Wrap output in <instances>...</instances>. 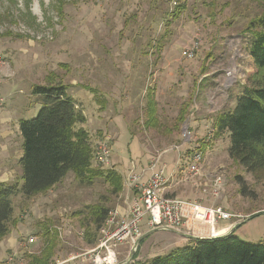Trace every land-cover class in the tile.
Masks as SVG:
<instances>
[{"label":"rangeland","instance_id":"1","mask_svg":"<svg viewBox=\"0 0 264 264\" xmlns=\"http://www.w3.org/2000/svg\"><path fill=\"white\" fill-rule=\"evenodd\" d=\"M262 2L0 0V98L3 100L0 114L12 117L11 123L6 118L4 127L9 133L1 139L9 149L7 167L12 169V164L15 169V150L21 143L20 136L19 140L16 137L14 120L18 131L19 119L33 118L41 106L39 99L31 94L33 85L56 82L67 85V92L82 105L88 117L86 129L90 137L110 134L109 147L112 161L116 162L113 161V167L127 164L126 169L135 143L143 157L162 154L165 150L172 153L173 147L181 143L182 124L175 129V117L180 106L190 102L185 122L196 142L184 144L179 151L175 150L178 153L173 152L177 159L175 181H181L180 190L196 197L211 176L221 174L220 198L211 199L207 187L203 194L207 198L205 205L215 203L245 216L244 219L248 217L247 221H240L233 235L242 241L263 243L264 177L254 179L233 162L227 153V133L215 137L213 126L218 113L234 107L235 95L255 71L248 54L250 34L246 28L251 19L261 14ZM178 3L184 5V10L167 27L164 47L158 53L152 47L153 41L163 34L170 18L168 13ZM196 39L200 41L198 50L192 58H185L182 50ZM230 71L232 77L227 74ZM147 87L155 88L159 120L156 128H146L143 124ZM91 88L98 89L106 98L105 112H99L97 95L94 96ZM236 89L240 90L236 92ZM113 118L116 121L111 123ZM202 138L208 142L204 150L199 148L203 155L201 171L207 176L202 179L194 176L187 180L189 186L184 187L190 153L187 147L199 145ZM121 166L115 170L122 176L126 169ZM18 180L13 170L12 178L6 182ZM243 184L246 188L242 194ZM129 191L135 194L133 189ZM123 192L113 194L102 179L81 183L69 172L46 193L29 198L14 195L9 232L0 240V264H26L27 253H38L42 247L38 222L42 221L59 235L51 264L82 263L97 241L89 244L84 239L75 212L94 203L114 211L122 203ZM171 231L155 230L144 237L133 254L136 256L132 257L139 262L134 263L145 264L155 254L167 255L178 247L179 244L173 243L175 236ZM29 237L34 242L27 243ZM132 252L133 248L118 246V263L127 255L131 257Z\"/></svg>","mask_w":264,"mask_h":264},{"label":"trees","instance_id":"2","mask_svg":"<svg viewBox=\"0 0 264 264\" xmlns=\"http://www.w3.org/2000/svg\"><path fill=\"white\" fill-rule=\"evenodd\" d=\"M183 7L178 3L168 13L170 18L165 23L163 34L153 41L152 47L156 52L162 51L163 41L168 35L167 27L180 16ZM246 31L250 34L247 49L255 71L235 95L234 107L218 113L213 126L215 137L227 133L229 158L258 179L264 177V8L261 14L249 21ZM91 90L103 109L106 100L97 89ZM31 94L39 99L41 106L33 118H20L18 121L21 176L18 181L0 182V240L9 232L13 214L11 198L14 195L29 198L46 193L69 172L81 183L91 184L102 179L113 194L123 190L122 176L115 169L94 164L90 133L83 126L86 117L81 109L75 107L78 103L67 92V85L61 82L36 84L32 86ZM189 104L180 106L175 117V129H179L186 120ZM158 123L155 88L147 87L143 124L146 128H156ZM204 138L199 140V145L194 143L188 147L189 152L196 145L204 150L208 145ZM245 188L243 184L240 192L244 193ZM83 208L75 215L83 229L84 239L94 244L111 209L101 203ZM38 223L42 247L38 253H27L26 264H51L59 235L44 221ZM145 264H264V242L242 241L232 232L224 236L195 238L167 255L151 257Z\"/></svg>","mask_w":264,"mask_h":264},{"label":"built area","instance_id":"3","mask_svg":"<svg viewBox=\"0 0 264 264\" xmlns=\"http://www.w3.org/2000/svg\"><path fill=\"white\" fill-rule=\"evenodd\" d=\"M199 46L200 41L196 39L184 47L181 53L185 58H192ZM227 74L232 77L233 71ZM2 104L3 100L0 98V107ZM180 137L181 143L174 146L173 150L179 151L184 144L194 141L187 121H184L181 126ZM91 140L94 164L110 168L109 137H92ZM159 157L158 154L150 158L152 172L145 182L141 181L140 174L135 172L134 164H132V168L124 176V187L128 191L136 189L137 195L128 207L126 215L116 222L115 212H109L108 218L99 230L96 246L87 253L90 256L82 259L80 264H119L116 257L117 247L129 243L131 249L136 239L142 235L141 226L144 221L148 230L180 231L184 224H195L198 225L196 228L193 226L195 232L204 237L214 235L212 231L216 229V224L220 220H232L231 222L234 224L245 218V216L229 212L215 203L204 205L198 200L165 196L163 191L172 174L158 166ZM202 161V152L196 145L187 157L185 179H192L194 176L200 175ZM222 180L221 174L211 176L209 181L204 183L202 191L207 192V187H209L210 195L216 199L220 198L223 191ZM32 242H34V238L29 237L27 243ZM56 264H63V261H57Z\"/></svg>","mask_w":264,"mask_h":264},{"label":"crops","instance_id":"4","mask_svg":"<svg viewBox=\"0 0 264 264\" xmlns=\"http://www.w3.org/2000/svg\"><path fill=\"white\" fill-rule=\"evenodd\" d=\"M251 61H252V59H251ZM228 88L229 87H227V90H228ZM236 90L235 91L238 92L240 89L239 90L236 89ZM97 91H98V89H97ZM98 94L99 95H103L99 91H98ZM104 99L106 100L105 97H104ZM76 102L78 103V101H76ZM95 102L98 105L99 112H105V110H106L105 109L106 103H105V106L102 109V107H101L102 105L100 106V104L97 101H95ZM106 102H107V100H106ZM75 107L77 109H81L82 113L86 117V121L83 124V126L85 128H87L89 121H88V117L85 114V111H84L82 105L77 104V105H75ZM6 118H9V120H10L9 123H11V121H12V117L11 116L10 117L9 116L7 117V115L0 114V182H4V181L6 182V180H8L9 178H12L13 170L15 171V173H17V177L19 179H20V176H21V169H20V166L18 165V159L21 156V148H20L21 143L18 144V149L15 150V169H13L14 166L12 164H11V167H12L13 170L12 169H9L7 167L8 164H9V162H10V159H9L10 158V154H8V150L9 149H8V146L6 144H3L4 142L1 141V139L7 137L8 136V133H9V131L4 127V126H6V124L8 122V121H6ZM115 121H116V119L113 118V121H111V123H114ZM14 122H15V124H14V128L15 129L14 130H15V133H16V137L19 140V136L20 135H19V133H18V131L16 129V120H14ZM113 126L115 127V124ZM97 129H99V128H97ZM105 136L109 137V139H110V136L111 135L108 134V135H105ZM131 138H133L134 141L135 140H138L140 142V140L136 136H132ZM140 143L143 145L142 142H140ZM3 151L6 152V155L5 156L2 155ZM171 151H172V153H167L168 151L165 150L162 154L161 153L159 154L160 157H159V164H158V166L161 167V168H163L164 170H166V172L172 174L171 179L169 180L168 184L164 188V191H163L164 195L167 196V197H177V198H182V199L198 200V201L204 203V205H205V203L207 201L206 200L207 198L204 199L205 196L203 194H205V193L202 192L203 189L201 190V192L200 191L198 192V194L196 195V197L194 196V194H191L190 193L188 195L187 191L180 190L181 187H180L179 183L181 181H175V178L177 177V159H176L175 155L173 154V152L175 153L176 151L175 150H171ZM176 153H178V152H176ZM110 155H111V157H110L111 158V167L110 168L118 169L117 167L118 166H121V164L119 163V164H117L118 166L116 165L115 167H113V165H115L116 162H115V160H113L115 163L112 161L111 151H110ZM152 156H155V155L147 154L146 156L143 157L142 154H141V152H140V148L135 143V145L133 147V150L131 152V159H130V163H129L130 165H129L128 169H126L127 164L125 166L122 164L121 168H123V170L126 169L123 172V174H122L123 190H124V192H123L124 194L123 195L124 196H123V200H122L121 205L117 206L115 208V210H114V212L116 214L114 218L116 220L117 219L119 220L121 217H123V216L126 215V213L128 211V207L130 206V204L132 203L133 199L137 195V190L136 189H133V193L135 192V194H132L131 195L130 194V191H128L124 187V176H125V174L127 173L128 170H130L132 168V164H134V170H135V172H137V173L140 174L141 181L142 182L147 181L148 177L150 176V174L152 172V170L150 169V158ZM171 159H174V160H171ZM3 169H5L7 171L6 172H4V171L2 172ZM136 169H137V171H136ZM16 170H17V172H16ZM205 172H207V171H205ZM204 174L205 173H202V171L200 170L199 177L202 179V177L207 176V175H204ZM183 180L185 181V183H183L184 184L183 186L184 187H187V185L189 186V183H188L187 179H185V175H184ZM207 181H209V180H207ZM192 184H195V182L193 180H192ZM192 186H194V185H192ZM186 189H188V188H186ZM211 199H216V198H214V197L211 196ZM206 205H209V204H206ZM224 209L225 210H228L226 207H224ZM232 211L234 212V210H229V212H232ZM244 220L245 219H243L241 222H243ZM238 223H240V222H238ZM238 223L232 224L231 221L220 220L216 224V229H215L216 230V232H215L216 234L209 235V236H204V237L198 235L195 232V229L193 228V226L196 228L198 225H195V224L194 225L193 224H189V225L184 224L181 227V230L180 231H171V232H173V235L175 236L173 243L174 244H179V246H183V245L188 244L190 242V240L195 239V238H209V237H213V236L225 235L228 232H232L233 233V231L237 227L236 225H238ZM141 229H142V234L151 231V230H148V228L146 227L145 221L142 223ZM222 229L224 231L223 232H219ZM119 246H123V248H125L127 250L130 249V247H131L129 243L121 244ZM157 255H163V254H155L154 256H157ZM127 256H125V258H124L125 260L119 262V264H132V263L133 264H136L134 262H137V263L139 262V259H136L135 258V259H131L130 260L129 256L128 257Z\"/></svg>","mask_w":264,"mask_h":264},{"label":"water","instance_id":"5","mask_svg":"<svg viewBox=\"0 0 264 264\" xmlns=\"http://www.w3.org/2000/svg\"><path fill=\"white\" fill-rule=\"evenodd\" d=\"M248 220V217L244 220V221H247ZM243 221V222H244ZM240 223H238V225H239ZM238 225H236V226H238ZM156 229H153V230H151V231H149V232H147V233H144V234H142L139 238H137L136 239V241L134 242V244H133V246H132V248H133V252H132V254H131V257H129L130 258V260L132 259V257H133V254H134V252H135V250H136V248H137V245H138V243L144 238V237H146L150 232H152V231H155ZM229 233H231V232H228L227 234H229ZM226 235V234H225ZM221 236H224V235H221ZM215 237H217V236H215ZM131 248V249H132ZM129 260V261H130Z\"/></svg>","mask_w":264,"mask_h":264},{"label":"bare ground","instance_id":"6","mask_svg":"<svg viewBox=\"0 0 264 264\" xmlns=\"http://www.w3.org/2000/svg\"><path fill=\"white\" fill-rule=\"evenodd\" d=\"M215 232H216V230L212 231L213 234H216Z\"/></svg>","mask_w":264,"mask_h":264}]
</instances>
